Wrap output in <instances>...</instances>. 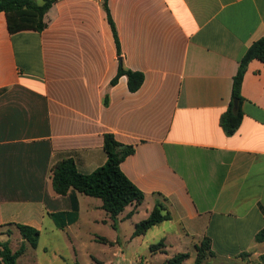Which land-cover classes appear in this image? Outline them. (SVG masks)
Listing matches in <instances>:
<instances>
[{"label": "crops", "instance_id": "0c3cea01", "mask_svg": "<svg viewBox=\"0 0 264 264\" xmlns=\"http://www.w3.org/2000/svg\"><path fill=\"white\" fill-rule=\"evenodd\" d=\"M108 8L121 56L103 0H57L41 32L11 34L0 12V229L20 224L39 230L34 249L51 248L64 264H113L100 261L94 246L118 244L120 236L114 241L107 227L120 233L127 220L133 231L123 244L135 241L147 251L145 257L134 253L135 264H162L179 252L190 253L193 264L204 237L215 252L210 264L259 263L261 61L248 65L237 132L227 136L220 119L241 59L264 36V0H108ZM120 63L144 73L138 91H129L126 76L111 84ZM108 133L135 147L121 170L145 200L127 206L115 229L100 199L76 192L78 219L59 228L53 215L72 212L73 203L71 192H54L53 165L71 158L80 173L92 174L106 163ZM159 199L171 220L133 237L142 221L135 217L143 208L146 219ZM149 233L164 241V253H150ZM244 252L249 261L240 257Z\"/></svg>", "mask_w": 264, "mask_h": 264}, {"label": "trees", "instance_id": "16d2710c", "mask_svg": "<svg viewBox=\"0 0 264 264\" xmlns=\"http://www.w3.org/2000/svg\"><path fill=\"white\" fill-rule=\"evenodd\" d=\"M56 1L42 0L40 3L38 0H0V12L6 14L8 30L11 34L25 30L41 32L48 26L45 17ZM103 6L114 33L118 56H121L116 28L108 8V0H103ZM253 60H259L264 64V36L249 46L233 78L232 99L220 119V124L227 136L235 134L242 123V103L244 101L242 85L248 65ZM122 76H126L130 92L138 91L145 80L144 73L125 69L120 63L117 75L111 84L115 85ZM235 102H237V107H235ZM103 149L107 155L106 163L89 175L80 173L71 158L63 159L53 165L51 179L54 192L58 195H66L71 192L73 203L72 212L53 215L59 228L75 223L78 219L79 207L76 192L100 199L102 208L110 215L115 228L117 227L118 216L127 206L133 204L137 206L145 200V193L136 187L121 170V163L135 152V147L118 142L113 134L108 133L104 136ZM171 218L172 216L167 207L163 203L157 202L149 216L135 225L133 237L142 236L153 226L171 220ZM16 228L32 248L38 247L39 230L20 224H17ZM255 241L264 243V226L256 234ZM165 247L164 241L161 240L150 245V253H164ZM25 250V243L18 250L13 251L10 248L9 241H0V260L3 264H17L18 258L25 253ZM195 253L193 264H210L208 260L215 256L211 239L204 237L200 240L195 245ZM190 256L191 254L188 252H179L162 264H183ZM247 256V252L240 255L242 258ZM260 260L256 264L264 263V255L260 257Z\"/></svg>", "mask_w": 264, "mask_h": 264}, {"label": "rangeland", "instance_id": "374dc122", "mask_svg": "<svg viewBox=\"0 0 264 264\" xmlns=\"http://www.w3.org/2000/svg\"><path fill=\"white\" fill-rule=\"evenodd\" d=\"M158 202L163 203V200L159 199ZM145 216H146L145 210L142 208L140 211V215L137 218L135 217V219L137 221H141V220L145 219ZM121 228H122L120 231L121 234L116 233L114 228L111 229V231H109L108 227H107V232H106L110 237L113 238L114 241H116L117 236L119 235L120 239H119L118 244H113L111 246L106 245V244H102V243H96L95 244L94 248L96 250V255L100 261H102V262L112 261L113 264H135L136 255H134V253L139 251L138 255L141 256L144 254V257L147 254V251L144 248V246H141V247L139 246L138 248H136V245L138 243H136L135 241H133L132 243L127 242V243L123 244L124 241L127 240V237L129 240V237L133 231L132 221L127 220L126 223H124ZM161 229H162V227H159L158 230H161ZM0 233L5 235V236L0 235L1 241L7 239V237H8L10 248L13 251L18 250L23 243L26 244V242H24V240L22 239V236L20 235V233L16 227H13V226L5 227L3 229H0ZM153 234L154 233H149L148 238L151 239L150 240L151 243H157L159 240H152ZM42 243H44V245H46L48 247H51L52 245L56 244V242H43V241H42ZM86 244H88V241L86 242ZM27 245H29V244H26V246ZM116 251H118L119 253L121 251H123L125 256H123V257L115 256L114 253ZM52 252L53 251L51 248L49 249L48 252H45L43 249H34V248H32V247L30 248L28 246V249H27L25 255H23L22 257L19 258L18 264H51L50 260H54V262L56 264H64L59 258L53 257ZM169 253L171 254L172 251L170 250ZM65 259H67V258H65ZM159 259L160 258L157 256L154 259H152L151 261L156 262V261H159ZM242 259L244 261L250 260L248 257H245ZM80 260L83 262L84 257H81ZM249 263L255 264V263H252L251 261H249ZM0 264H2L1 260H0ZM184 264H192V261L186 260Z\"/></svg>", "mask_w": 264, "mask_h": 264}, {"label": "water", "instance_id": "95a60500", "mask_svg": "<svg viewBox=\"0 0 264 264\" xmlns=\"http://www.w3.org/2000/svg\"><path fill=\"white\" fill-rule=\"evenodd\" d=\"M235 107H237V102H235Z\"/></svg>", "mask_w": 264, "mask_h": 264}]
</instances>
